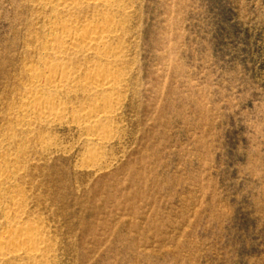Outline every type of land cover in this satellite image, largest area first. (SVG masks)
Listing matches in <instances>:
<instances>
[{"label": "rangeland", "instance_id": "1", "mask_svg": "<svg viewBox=\"0 0 264 264\" xmlns=\"http://www.w3.org/2000/svg\"><path fill=\"white\" fill-rule=\"evenodd\" d=\"M44 1L0 0V153L18 158L0 172L16 171L20 202L3 194L0 234L21 213L48 255L0 264H264V0H125L115 117L95 150L72 112L101 97L79 85L57 94L62 121H18L26 66L48 58ZM76 14L75 30L99 19ZM89 54L70 58L78 83Z\"/></svg>", "mask_w": 264, "mask_h": 264}, {"label": "bare ground", "instance_id": "2", "mask_svg": "<svg viewBox=\"0 0 264 264\" xmlns=\"http://www.w3.org/2000/svg\"><path fill=\"white\" fill-rule=\"evenodd\" d=\"M124 1H44L43 7L44 5L51 6L56 14L50 20L52 27L45 35V44L43 45V54L48 58L39 62L42 63L40 65L31 62L26 66L30 84L29 87H25V97L18 108L24 115L23 118L18 120L22 125L31 126L35 123L52 124L62 121L67 116L69 109L63 101L57 98V94L59 95L65 90L71 91L70 88L72 86L79 85L83 91L85 90L89 93V98H95L96 100L100 96L101 101L99 100L100 103L96 101L98 104H95L96 107L93 106L94 108L90 107L91 109L81 112L72 110L74 111L72 114L75 120L88 128L87 141L89 144H93L94 150L101 148L109 141L111 130L108 125L115 117V88H119V84L118 86L116 84L119 74L117 73L118 71H115V62L118 60L115 57V37L123 28L120 21L115 20V12L125 13L127 7ZM85 8H93L97 12L95 15L99 16V19L96 22H87L88 24L84 25V27L82 25L80 30H75L72 28V24L77 21L76 12H80ZM79 53H90L99 60V63L84 70L85 79L82 82L80 81L81 83H78L77 77L80 76L79 73L82 70L70 65L72 55ZM52 90L54 93H52ZM26 117L28 120L25 119ZM0 157L4 160L2 163L4 162L6 165L18 159L16 155L12 156L5 153H0ZM89 160L92 163L95 158L91 155ZM1 166L0 168L4 167ZM14 173H16L15 170L10 173L0 172V211L3 213L5 208L2 206V196L6 191L11 190L14 192L15 187L13 188L10 183ZM16 195L15 190L11 196L12 204L20 203L17 202L18 198ZM20 214L16 213L13 217L10 215H7L8 218L5 217L8 219L7 223L9 226L11 228L14 227L15 230L9 229L0 234V261L22 255L35 259L40 255L45 256L47 254L46 239L38 230L37 224L27 223Z\"/></svg>", "mask_w": 264, "mask_h": 264}]
</instances>
